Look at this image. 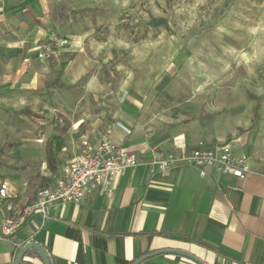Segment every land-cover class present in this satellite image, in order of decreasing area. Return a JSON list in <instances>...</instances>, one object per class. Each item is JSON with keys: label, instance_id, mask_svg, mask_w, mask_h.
<instances>
[{"label": "rangeland", "instance_id": "374dc122", "mask_svg": "<svg viewBox=\"0 0 264 264\" xmlns=\"http://www.w3.org/2000/svg\"><path fill=\"white\" fill-rule=\"evenodd\" d=\"M44 1L19 15L24 29L0 31V74L8 60L15 74L48 67L56 56L39 54L55 38L78 49L88 72L62 89L45 87L52 76L33 88L22 73L0 76V178L17 192L47 177V141L66 146L93 127L95 139L116 120L162 140L201 126L264 142V0Z\"/></svg>", "mask_w": 264, "mask_h": 264}, {"label": "crops", "instance_id": "0c3cea01", "mask_svg": "<svg viewBox=\"0 0 264 264\" xmlns=\"http://www.w3.org/2000/svg\"><path fill=\"white\" fill-rule=\"evenodd\" d=\"M44 5V0H7L0 5V31L24 29L19 15ZM4 44L8 42L0 46ZM77 50L73 46L61 49L48 67L23 65L18 74L13 73L8 60L0 74L1 83L16 82L22 73L27 83L24 88L35 82L40 87L50 76L55 78L53 83L73 87L88 72ZM109 126L113 144L134 152L139 164L116 179L110 198L96 190L81 203L51 208L47 218L35 215L25 219L13 239L0 233V264H15L19 252L31 242L45 251L50 264H264V142L252 145L241 136L228 138L217 127L208 132L201 126L196 131L184 129L162 140L157 135L144 137L139 129L132 131L125 119L107 123L103 132ZM94 128L86 135L77 134L66 146L58 147L60 136L49 140L53 151L56 143V169L47 167V177L37 190L53 184L52 174L59 172L80 142L101 139L102 135L94 139ZM178 135L183 136L188 152L231 142L234 152L246 157L250 173L239 180L215 168H203L201 177L199 169L189 164L177 163L166 172L151 165L155 154L180 155L173 145ZM0 180L8 182L18 213L34 201L37 190L17 192L11 181ZM3 218L0 211V224ZM35 251L24 255L23 264H44Z\"/></svg>", "mask_w": 264, "mask_h": 264}, {"label": "built area", "instance_id": "2783aa9c", "mask_svg": "<svg viewBox=\"0 0 264 264\" xmlns=\"http://www.w3.org/2000/svg\"><path fill=\"white\" fill-rule=\"evenodd\" d=\"M67 46V40L55 38L44 47L39 56L42 59L54 57L58 50ZM111 133L112 127L109 126L96 145H90L86 141L80 142L71 156L63 162L59 172L52 174L53 184L39 188L34 201L19 213L15 211L8 182L0 180V211L4 213L0 224L1 235L13 239L25 219L35 215L47 218L51 208L68 203H81L93 191L97 190L102 196L112 197L116 179L136 167L139 162L134 152L113 144ZM173 145L180 152L179 156L173 152L166 155L155 154L150 164L157 166L162 172L168 171L177 163L193 165L199 169L201 177L205 175L203 168H215L222 174L239 180L246 179L250 173L246 157L237 155L231 142L214 149H195L188 152L183 143V136L178 135L173 139ZM8 213L18 215L15 218Z\"/></svg>", "mask_w": 264, "mask_h": 264}, {"label": "trees", "instance_id": "16d2710c", "mask_svg": "<svg viewBox=\"0 0 264 264\" xmlns=\"http://www.w3.org/2000/svg\"><path fill=\"white\" fill-rule=\"evenodd\" d=\"M46 88H64V85L58 83V82H55V83H47L45 85ZM26 115H31L33 117H37L39 118L36 114L34 113H31L30 111H25L24 112ZM46 163H47V167L50 171H54L56 169V155L53 151V145H52V142L51 141H48L46 143ZM30 252H36L35 250H30L26 253V255ZM37 253V252H36ZM24 261L21 260V263L20 264H23Z\"/></svg>", "mask_w": 264, "mask_h": 264}, {"label": "water", "instance_id": "95a60500", "mask_svg": "<svg viewBox=\"0 0 264 264\" xmlns=\"http://www.w3.org/2000/svg\"><path fill=\"white\" fill-rule=\"evenodd\" d=\"M162 23H163V21H162V20H159V21H156L154 24H155V25H158V24H162ZM30 249H35V250H37V251L39 252V254H40V256H41V258H42L44 264H50V263H49V260H48V257H47V254L45 253V251H44L39 245H37L36 243H33V242L26 244V245L22 248V250L19 252V254H18L17 257H16L15 264H20L22 258L24 257V255H25V254L27 253V251L30 250ZM139 262H140V261H137V262H135L134 264H139Z\"/></svg>", "mask_w": 264, "mask_h": 264}]
</instances>
